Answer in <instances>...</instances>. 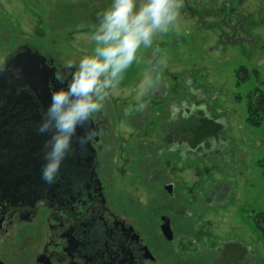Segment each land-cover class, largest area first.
Wrapping results in <instances>:
<instances>
[{"label": "rangeland", "instance_id": "374dc122", "mask_svg": "<svg viewBox=\"0 0 264 264\" xmlns=\"http://www.w3.org/2000/svg\"><path fill=\"white\" fill-rule=\"evenodd\" d=\"M73 1L0 0V64L26 45L63 66L91 54L111 0L97 13L98 0H80L96 18L64 23ZM137 56L96 112L108 128L101 159L110 202L152 239L160 216L179 212L175 242L194 257L188 264H264L254 221L264 212V115L254 127L248 105L264 91V0H183L175 26ZM149 71L159 79L139 95ZM3 242L0 264H24Z\"/></svg>", "mask_w": 264, "mask_h": 264}, {"label": "flooded vegetation", "instance_id": "af4514ba", "mask_svg": "<svg viewBox=\"0 0 264 264\" xmlns=\"http://www.w3.org/2000/svg\"><path fill=\"white\" fill-rule=\"evenodd\" d=\"M97 2L93 13L100 10L101 2ZM87 6L74 0L72 7H66L69 12L63 17L64 23L92 22L96 16L89 19ZM27 48L32 53L40 52L22 46L0 64L5 69L0 72V238L21 250L24 264L194 263L193 256L184 258L182 251H177L185 248L175 242L180 232L175 219L179 212L162 214L158 235L152 239L144 237L131 219L110 202V192L103 181L110 166L101 159L106 153L108 139L104 133L108 128L100 113H94L77 128L55 182L46 184L41 180L47 135L38 134L36 128L51 96L40 100L21 77V68L12 62ZM44 58L46 61L36 69L46 74L50 95V88L60 87V78L63 76L66 82L70 73L55 60ZM89 131L91 139L82 144L80 138ZM165 189L173 195L172 185ZM163 217L170 220V236L163 232Z\"/></svg>", "mask_w": 264, "mask_h": 264}, {"label": "clouds", "instance_id": "9594fccd", "mask_svg": "<svg viewBox=\"0 0 264 264\" xmlns=\"http://www.w3.org/2000/svg\"><path fill=\"white\" fill-rule=\"evenodd\" d=\"M182 6L183 0H111L91 33L95 44L91 54L82 56L78 63L67 60L64 68L69 78L65 82L62 76L61 86L50 88V102L36 128L38 134L47 135L40 170L43 182H55L77 128L103 108L110 91L138 59V52L152 48L154 38L175 26ZM158 79L157 74L145 72L138 94H146ZM91 135L89 131L80 142L86 143Z\"/></svg>", "mask_w": 264, "mask_h": 264}, {"label": "water", "instance_id": "95a60500", "mask_svg": "<svg viewBox=\"0 0 264 264\" xmlns=\"http://www.w3.org/2000/svg\"><path fill=\"white\" fill-rule=\"evenodd\" d=\"M45 61L46 59L39 52L32 53L30 48H27L25 53H18L12 60L14 64L21 68V77L27 81L30 88L42 101L45 100L44 98L50 97L47 76L43 70L36 69V66ZM168 190L170 191V187ZM162 223L164 234L170 236L172 232L169 218L163 217Z\"/></svg>", "mask_w": 264, "mask_h": 264}, {"label": "trees", "instance_id": "16d2710c", "mask_svg": "<svg viewBox=\"0 0 264 264\" xmlns=\"http://www.w3.org/2000/svg\"><path fill=\"white\" fill-rule=\"evenodd\" d=\"M249 123L254 127L260 126L261 117L264 115V91L257 90L249 96ZM256 117V118H254ZM260 166L264 174V159L261 161ZM255 225L259 231L262 232L264 237V212L256 214L254 217Z\"/></svg>", "mask_w": 264, "mask_h": 264}]
</instances>
